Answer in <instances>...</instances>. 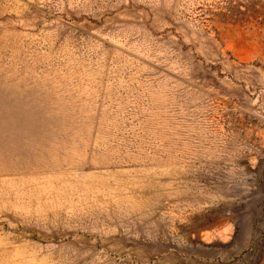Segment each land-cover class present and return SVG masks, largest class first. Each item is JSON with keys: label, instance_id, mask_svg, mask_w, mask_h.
<instances>
[{"label": "rangeland", "instance_id": "1", "mask_svg": "<svg viewBox=\"0 0 264 264\" xmlns=\"http://www.w3.org/2000/svg\"><path fill=\"white\" fill-rule=\"evenodd\" d=\"M0 264H264V0H0Z\"/></svg>", "mask_w": 264, "mask_h": 264}]
</instances>
